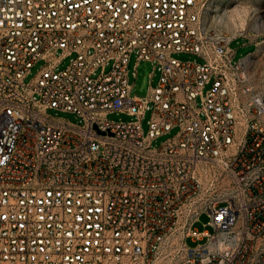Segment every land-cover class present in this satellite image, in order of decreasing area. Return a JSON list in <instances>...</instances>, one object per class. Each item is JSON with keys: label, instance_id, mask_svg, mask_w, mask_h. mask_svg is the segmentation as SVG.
Returning <instances> with one entry per match:
<instances>
[{"label": "built area", "instance_id": "1", "mask_svg": "<svg viewBox=\"0 0 264 264\" xmlns=\"http://www.w3.org/2000/svg\"><path fill=\"white\" fill-rule=\"evenodd\" d=\"M211 1L0 0V264H264V104ZM133 54L159 73L146 97Z\"/></svg>", "mask_w": 264, "mask_h": 264}, {"label": "rangeland", "instance_id": "2", "mask_svg": "<svg viewBox=\"0 0 264 264\" xmlns=\"http://www.w3.org/2000/svg\"><path fill=\"white\" fill-rule=\"evenodd\" d=\"M204 24L216 34H222L232 40L231 49L236 52L235 62H241V77L244 79L243 87L251 91V95L244 98V101L256 99L264 104V0H212L204 14ZM174 57L181 61L202 62L196 56L187 54H175ZM70 64V59L64 60L58 70L66 69ZM137 57L133 54L129 62V82L132 86V95L146 97L153 88H156L159 81V73L155 72L154 65L150 62H140L137 66ZM45 66L44 62H39L26 78V83H31L38 73ZM137 70V78L134 72ZM107 68L106 72H109ZM100 73V72H99ZM98 73V74H99ZM151 76H153L151 78ZM206 87L205 93L209 90ZM48 115L79 124L80 119L71 113H63L56 110H49ZM112 122H131L135 118L126 114L113 113L107 116ZM264 119V117H263ZM151 112L148 111L142 119V129L145 136L150 130ZM178 129H173L169 134L159 137L152 142L154 148H159L169 139H173L178 134ZM211 219L208 214H203L194 225V232L213 233L209 226ZM191 248L198 247L206 243V239L197 241L189 238L186 241Z\"/></svg>", "mask_w": 264, "mask_h": 264}]
</instances>
